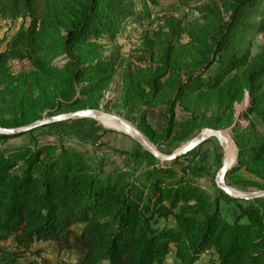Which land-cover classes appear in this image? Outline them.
Returning a JSON list of instances; mask_svg holds the SVG:
<instances>
[{
	"label": "trees",
	"instance_id": "1",
	"mask_svg": "<svg viewBox=\"0 0 264 264\" xmlns=\"http://www.w3.org/2000/svg\"><path fill=\"white\" fill-rule=\"evenodd\" d=\"M132 6L128 0H0L1 19H31L0 51V128H26L61 108L96 109L79 97L80 85L87 83L81 95L91 100L117 71L114 61L100 60L91 40H113L120 23L132 18ZM202 14L203 23L187 31V45L178 43L181 25L167 18L168 33L149 65L125 75L127 101L165 109L161 132L142 116V132L154 145L178 146L204 123L217 129L223 113L247 93L264 129V48L251 58L237 41L238 33L253 29L254 15L264 25V0H223ZM74 50L91 57H70ZM63 55L71 61L58 70L51 61ZM9 60H28L33 71L13 76ZM212 103L222 115L206 119L202 112ZM178 110L190 118L175 132ZM34 133L0 134V240L11 239L19 250L9 264L35 242L53 244L76 264H164L169 253L178 264H197L206 253L216 264H264V203L235 201L237 213L228 218L220 203L234 199L221 193L212 200L186 169H177L187 155L161 165L146 152L145 165L130 179L102 180L82 152L61 143L39 145ZM233 139L240 160L235 170L264 182V132L258 142L254 126L238 128Z\"/></svg>",
	"mask_w": 264,
	"mask_h": 264
},
{
	"label": "rangeland",
	"instance_id": "2",
	"mask_svg": "<svg viewBox=\"0 0 264 264\" xmlns=\"http://www.w3.org/2000/svg\"><path fill=\"white\" fill-rule=\"evenodd\" d=\"M131 3L133 16L120 23L116 37L109 40L108 37H99L92 39L98 46V52L101 61H114L116 75L108 87L101 94L88 100L86 96L81 95L87 83H83L79 87V97L83 101H90L97 105L96 110L103 111L107 114L117 116L130 124L132 127L139 130L143 136L151 143V141L142 132V116L147 114L148 123L157 131H162L165 127V109L163 107L147 110L144 106H138L132 101H127V88L125 75L128 71H137L145 69L150 63L151 54H155L160 47L161 42L166 38L168 33L165 28V20L173 18L179 23L184 30L179 38V45H187L189 38L187 31L194 26L203 23L202 10L209 7L220 6L223 0H128ZM263 18L259 15H254L250 21L254 23L253 29L238 33L237 41L240 46L248 49L251 58H255L261 54L264 48V25ZM31 19L28 17L18 18L16 20H3L0 18V51L7 50L8 43L20 32L30 27ZM87 53L79 50H74L70 57L78 58L85 57ZM90 54L87 55V57ZM71 58L68 55H63L58 59L51 61V65L58 70L70 63ZM9 72L13 76L30 74L33 67L28 60H9L7 63ZM254 98L247 93L243 100L235 103L231 110L222 115V110H219L215 104H211L202 113L206 114V119L218 117L222 115L219 127L213 129L207 126L206 123L197 131L189 140L181 143L178 146L170 144L157 146L151 145L162 155L171 156L176 151L184 148L192 139L196 138L205 129H213L221 131L225 134L228 142H231L232 150L230 151V164H235L239 160L238 147L233 139L235 129H250L252 126L256 129L258 142L261 141L264 129L260 119L253 113ZM86 108L83 110H88ZM91 110V109H90ZM81 111L79 108H61L58 111L45 114V120L62 114ZM190 116L181 110L177 111L174 123V131L180 132L189 121ZM34 139L39 145L46 143L63 144L67 147L76 149L82 152L85 156V161L92 167L94 172L100 179L105 180L111 177L114 181L119 175L126 174L130 179L134 170H138L146 163L144 154L146 151L138 145L130 136L126 135L121 130H113L104 128L102 121L79 119L62 122L56 125L49 126L45 129L35 130ZM20 138L14 139L11 142L19 143ZM175 146V147H174ZM175 148V149H174ZM172 154H169L170 151ZM139 154V155H138ZM237 155V156H236ZM138 156V157H137ZM140 156V157H139ZM224 159V150L220 139L215 136H207L204 143L198 146L194 151L189 153L186 158L182 159L181 166L177 167L186 169L185 175L188 179L195 182L203 191L208 193L212 200H215L221 193L217 187L218 174L222 168ZM232 160H235L232 163ZM161 165H164L161 162ZM234 169L226 178V185L238 192L256 193L264 191V182L260 178L251 175L244 168ZM182 174V172L180 171ZM246 181H254L259 186L253 187L246 184ZM224 194V193H223ZM226 195V194H224ZM227 196V195H226ZM229 197V196H228ZM231 198V197H230ZM234 199V198H232ZM259 200V203L254 202ZM243 206L256 203H264V198L254 199L251 201H242L234 199V201L221 200V210L225 216L232 218L237 210L235 204ZM19 250L11 239L0 240V264H9L14 255ZM68 253L58 255L53 244L46 242H35L30 251L21 253L16 264H66L63 259ZM216 256L212 253L204 254L197 264H216ZM69 260L77 261L76 257L69 255ZM164 264H178L174 259V255L169 253Z\"/></svg>",
	"mask_w": 264,
	"mask_h": 264
},
{
	"label": "water",
	"instance_id": "3",
	"mask_svg": "<svg viewBox=\"0 0 264 264\" xmlns=\"http://www.w3.org/2000/svg\"><path fill=\"white\" fill-rule=\"evenodd\" d=\"M79 119H90L96 121L105 120L116 125L121 130H123V132L126 135L130 136L146 152L150 153L154 158H156L157 160L163 163L172 162L183 155H188L189 153L194 151L198 146L204 143L208 135L218 137L220 139L222 148L224 150L223 165L218 174V181H217L218 189L221 190L227 196L242 201H251L254 199L264 198V191L256 192V193H242L235 191L226 185V178L228 174L234 169L235 166L230 167L228 139L226 138L223 132L218 130L205 129L204 131H202L200 135L192 139L184 148L176 151L171 156H164L161 153H159L139 130L132 127L123 119L96 109L81 110L73 113L58 115L45 120L37 121L34 124L22 129L3 130L0 128V134L16 135L23 132H30L44 126L58 124L71 120H79Z\"/></svg>",
	"mask_w": 264,
	"mask_h": 264
},
{
	"label": "bare ground",
	"instance_id": "4",
	"mask_svg": "<svg viewBox=\"0 0 264 264\" xmlns=\"http://www.w3.org/2000/svg\"><path fill=\"white\" fill-rule=\"evenodd\" d=\"M100 121H102V124H103L104 128H106V129H113L114 131L115 130H121L119 127H117L116 125H114V124H112V123H110L108 121H105V120H100ZM121 132H123V130H121ZM231 150H232V145H231V142L229 141V158L231 157V155H230V151ZM234 161L235 160H232V163H234ZM235 165H236V163L232 164V165L230 164V167H233Z\"/></svg>",
	"mask_w": 264,
	"mask_h": 264
},
{
	"label": "built area",
	"instance_id": "5",
	"mask_svg": "<svg viewBox=\"0 0 264 264\" xmlns=\"http://www.w3.org/2000/svg\"><path fill=\"white\" fill-rule=\"evenodd\" d=\"M63 261H64L66 264H76L75 261H71V260H69V255H65V258L63 259Z\"/></svg>",
	"mask_w": 264,
	"mask_h": 264
}]
</instances>
